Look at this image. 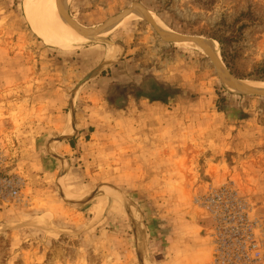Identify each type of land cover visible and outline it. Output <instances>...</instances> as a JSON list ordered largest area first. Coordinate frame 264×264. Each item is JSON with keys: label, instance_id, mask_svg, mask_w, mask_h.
I'll return each mask as SVG.
<instances>
[{"label": "rangeland", "instance_id": "rangeland-1", "mask_svg": "<svg viewBox=\"0 0 264 264\" xmlns=\"http://www.w3.org/2000/svg\"><path fill=\"white\" fill-rule=\"evenodd\" d=\"M39 1L0 0L3 174L25 181L0 203V264H216L202 200L226 187L264 264V94L230 91L218 61L177 43L214 40L223 21L233 80L264 83V0H72V30L105 38L80 49L33 31L25 12ZM136 7L176 39L148 18L113 30ZM112 45L123 56L106 66ZM79 128L82 142L69 139Z\"/></svg>", "mask_w": 264, "mask_h": 264}, {"label": "bare ground", "instance_id": "bare-ground-1", "mask_svg": "<svg viewBox=\"0 0 264 264\" xmlns=\"http://www.w3.org/2000/svg\"><path fill=\"white\" fill-rule=\"evenodd\" d=\"M71 1L72 0H64V1L40 0L38 3H29L26 7L25 14L27 16V19L33 31L40 38H42L48 45L57 47L58 49H64V48H70V47L80 49L84 47L85 45L103 42L105 38L95 35L101 32L102 29L91 34L94 36H91V35L81 36L72 30L67 20L63 17V12H62L63 7L69 6ZM141 8L136 7L124 13V16H122V19L117 21L112 26L113 30L116 28H119L122 24H125L127 22H130L133 20H140L143 18H148V19L153 20V23L155 24L156 28L160 32V35L162 34L164 38L165 37L169 39L175 38L176 36L175 33L169 27H167L163 22H161L157 18V16L153 15L152 13H147L148 11L146 12L145 10H143V8L142 9ZM112 22L113 20L109 22L106 27L110 26ZM109 28L110 27L107 28L108 31H109ZM177 39H180V38H177ZM182 44L184 46H188L196 50H199L203 54L211 56L216 62L218 61L221 65V70L224 76L223 80L225 82V85L230 91L235 92V93L264 94V83L262 82L233 80L232 76L229 73V70L226 68L222 60L220 50H219V45L216 41L206 40V39L201 38L195 41L188 40V42L186 41ZM122 56H123V48L120 47L119 45H112L108 51L106 66L116 63L118 60L122 58ZM215 66L218 67V65H215ZM138 230H139L138 236L142 244L143 241L146 240L145 232L143 231L142 227H139ZM144 251H146V246H145ZM145 264H150L147 262V259H146Z\"/></svg>", "mask_w": 264, "mask_h": 264}, {"label": "built area", "instance_id": "built-area-1", "mask_svg": "<svg viewBox=\"0 0 264 264\" xmlns=\"http://www.w3.org/2000/svg\"><path fill=\"white\" fill-rule=\"evenodd\" d=\"M6 158L0 150V203L7 204L22 196L25 181L18 175L6 176L3 166ZM217 224L215 243L216 264H252L259 254L258 244L253 242V225L248 219L245 205L230 189L211 190L202 200Z\"/></svg>", "mask_w": 264, "mask_h": 264}, {"label": "trees", "instance_id": "trees-1", "mask_svg": "<svg viewBox=\"0 0 264 264\" xmlns=\"http://www.w3.org/2000/svg\"><path fill=\"white\" fill-rule=\"evenodd\" d=\"M229 31H230L229 27L226 26L225 22L222 21L221 23H219L217 28L213 29L212 32L210 34H208V36L210 38L216 40L220 44L222 58H223L225 64L227 65L228 69L232 73V75L236 76V73L233 70L234 69L233 68V60L231 59V56L233 54H231L230 48H229V42L234 36V34H233L234 31H230L232 33L230 35H228ZM258 71L260 72V74H258L256 80L264 81V63H262L260 65V68ZM239 77L241 79L246 78V76H243L240 74H239Z\"/></svg>", "mask_w": 264, "mask_h": 264}, {"label": "crops", "instance_id": "crops-1", "mask_svg": "<svg viewBox=\"0 0 264 264\" xmlns=\"http://www.w3.org/2000/svg\"><path fill=\"white\" fill-rule=\"evenodd\" d=\"M73 132H74V134H72L71 137H70L69 139H71L72 137H75V138L80 137L79 141L82 142V137L86 135V132H84V131L82 130V128H79L78 130L73 131ZM81 132H82V133H81ZM65 141H67V140H65ZM63 146H64V150H65L66 153H68V154L71 153L72 149L69 148V147L67 146V144H64ZM71 155H72V154H71Z\"/></svg>", "mask_w": 264, "mask_h": 264}, {"label": "water", "instance_id": "water-1", "mask_svg": "<svg viewBox=\"0 0 264 264\" xmlns=\"http://www.w3.org/2000/svg\"><path fill=\"white\" fill-rule=\"evenodd\" d=\"M187 39H192V40H197V39H194V38H182V39H179V41L178 42H183V41H185V40H187ZM249 94H260V93H249Z\"/></svg>", "mask_w": 264, "mask_h": 264}]
</instances>
